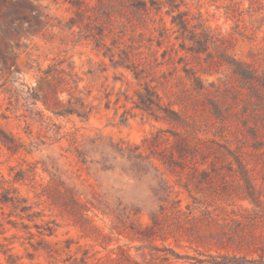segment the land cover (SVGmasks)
Segmentation results:
<instances>
[{"label": "rangeland", "instance_id": "obj_1", "mask_svg": "<svg viewBox=\"0 0 264 264\" xmlns=\"http://www.w3.org/2000/svg\"><path fill=\"white\" fill-rule=\"evenodd\" d=\"M0 68L84 101L0 87V264H264V0H0Z\"/></svg>", "mask_w": 264, "mask_h": 264}, {"label": "trees", "instance_id": "obj_2", "mask_svg": "<svg viewBox=\"0 0 264 264\" xmlns=\"http://www.w3.org/2000/svg\"><path fill=\"white\" fill-rule=\"evenodd\" d=\"M173 22H176V24L179 25L180 28L186 27L185 19H183L182 17H180V19L178 18L177 21H173ZM226 62H228L230 64L231 68L233 69V71L237 75H239L242 79H244L245 81H248V82H254L255 81L256 74H255L254 69L250 70L251 75H246L245 69L240 68L236 64V61H234V59H231V61L228 60ZM69 75H70V80H72V82L74 83V87L77 88V84L80 80L79 77L75 76V74L69 73ZM49 76H52V73L49 69H47L46 71H44V76L42 77L43 81H46ZM0 80H2V82L0 83V87H2L3 91H5L9 95L8 97L10 100L12 97H15L17 99L23 95L22 98L25 100V102H28V104L35 105L36 102L40 101V102H42L44 108L47 109L48 111H50L51 113H53L54 115H63V114H65V112L67 110L66 108H63L65 106L66 102H63L62 99L58 98L59 92H60V94H63L64 92H66V94L68 95V98L66 101L68 103L75 104L77 107L84 106L83 99L79 95L71 93V91H69V88L67 89L66 87H60V89L58 91H56L55 89L52 91V96H53L55 104H56V107H53L49 103H47V101L44 99V96L48 95V92L46 91V89H44V87L41 89V91L43 92L42 97H39L34 92L32 87L25 86L22 83H19V85L21 86V89L13 88L12 86H9V84H7L8 83V81H7L8 77L7 76L3 77V71L1 70V68H0ZM61 80L66 81V79H64V77H62ZM143 100L144 101H141V102H143V104H151V101L149 98H146ZM70 110H71V113H76V111L73 107L70 108ZM0 144L2 146H4L5 149L11 153L17 151L14 141L11 139V137L9 135L4 133L1 129H0ZM13 180L17 181L18 178L14 177ZM13 180L6 179L0 172V188L2 189V192L0 193V202L1 203L10 202L11 204H15L14 195H13L15 188L12 185Z\"/></svg>", "mask_w": 264, "mask_h": 264}]
</instances>
